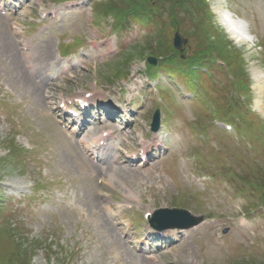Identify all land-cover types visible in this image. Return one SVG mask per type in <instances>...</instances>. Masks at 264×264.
<instances>
[{
	"label": "rangeland",
	"instance_id": "1",
	"mask_svg": "<svg viewBox=\"0 0 264 264\" xmlns=\"http://www.w3.org/2000/svg\"><path fill=\"white\" fill-rule=\"evenodd\" d=\"M76 1L86 4L52 23L45 37L42 30L32 35L36 38L34 71L45 80L43 91L35 81L27 80L28 86L19 79L25 72L24 62L11 26L14 20L22 25L32 22L61 0H30L15 17L0 14V264H152L124 239L122 224L129 220L127 213L115 211L112 217L102 209L109 200L123 203L133 196L137 200L134 216L129 215L134 222L131 234L136 227L144 229L148 212L160 209H184L193 218L207 219L200 231L186 234L180 243L159 252V264H264V212L252 209L264 195V0H203L205 4L201 0H139L145 7L133 4L137 0ZM94 1L101 4L92 7ZM126 5L150 8L159 15L152 30L133 23L125 32L112 33V16ZM101 6L117 10L109 15L98 13ZM229 11L245 24L240 26ZM177 32L187 40L178 53L173 47ZM85 36L98 39L104 50L101 54L89 46L71 50L81 63L70 77L55 82L48 68L49 51L53 60L59 44L64 50L74 38L81 41ZM208 52L211 55L202 57ZM207 56L229 67L225 76L214 81L223 90L230 86V107L240 104L234 81L245 90L252 114L244 112L240 121L256 123L252 129L250 122L247 125L255 150L236 143V133L228 137L212 129L217 120L232 123L236 131L238 124L223 115L229 111L223 90L214 91L216 84L205 77H201V81L206 79L203 90L195 89L196 100L206 102L203 105L184 98L190 92L187 86L171 84L177 88L173 96L177 103L168 98L169 109L173 106L171 113L178 114L164 120L172 136L170 151L151 167L113 168L102 174L59 126L55 108L68 99L86 92L97 93L104 102L136 96L141 114L122 139V149L134 151L150 131L156 106L161 104L149 90L142 92L148 58L195 61ZM127 71L129 77L123 78ZM168 81L176 80L164 76L162 82ZM201 91H208L211 98L204 99ZM193 121L198 123L191 125ZM180 129L188 138L181 139ZM209 133L213 139L205 144ZM247 134L241 138L251 142ZM197 135L204 137L203 142ZM257 135L263 136L260 143ZM192 172L207 176L209 183H200L199 178L194 182L189 177ZM99 178L103 186L98 190ZM243 181L258 186V194L250 189L245 192ZM249 212L253 213L251 227L239 229L236 217Z\"/></svg>",
	"mask_w": 264,
	"mask_h": 264
},
{
	"label": "water",
	"instance_id": "2",
	"mask_svg": "<svg viewBox=\"0 0 264 264\" xmlns=\"http://www.w3.org/2000/svg\"><path fill=\"white\" fill-rule=\"evenodd\" d=\"M186 43V41L183 40L182 36L180 34H176V38H175V47L176 48H181L182 44ZM152 63H154V61L150 60ZM163 213H167L170 214L174 217L168 216V218H164L161 214ZM161 215L159 217V220L157 221V217ZM179 215H185L188 216L186 213L182 212V211H162V212H158L157 217H155L153 223L154 225L159 228V229H166V228H170V227H177V228H189L193 225H196L197 222L195 221H190V222H183V219L179 218V217H175V216H179Z\"/></svg>",
	"mask_w": 264,
	"mask_h": 264
},
{
	"label": "trees",
	"instance_id": "3",
	"mask_svg": "<svg viewBox=\"0 0 264 264\" xmlns=\"http://www.w3.org/2000/svg\"><path fill=\"white\" fill-rule=\"evenodd\" d=\"M139 2V3H138ZM133 4H135V5H137V4H141L142 6H147L145 3H143V2H141V1H139V0H137V1H135ZM134 5V6H135ZM134 6H132V7H127V5H126V7L125 8H121V9H118L119 11L117 12V13H119V15L118 14H115L116 15V17H118V18H125V16L129 13V10L131 11V10H133V11H135V12H141V11H144L143 9H141V7H134ZM115 10H117V9H113V8H109V7H107L106 8V6H101L100 7V10L98 11V13H100V12H104L105 11V13L107 14V15H109V14H111V13H115ZM119 20V19H118ZM121 21H123V20H121ZM121 21H119V22H121ZM127 61H129V63H130V60H127Z\"/></svg>",
	"mask_w": 264,
	"mask_h": 264
},
{
	"label": "bare ground",
	"instance_id": "4",
	"mask_svg": "<svg viewBox=\"0 0 264 264\" xmlns=\"http://www.w3.org/2000/svg\"><path fill=\"white\" fill-rule=\"evenodd\" d=\"M219 9L220 10H222L220 7H219ZM230 12V11H229ZM230 14H231V16H232V18H233V15H232V13L230 12ZM234 20L236 21V22H238V21H240L238 18H235L234 17ZM239 25L240 26H243V25H241L240 23H239ZM235 26H238V24H236ZM240 29V28H239ZM243 29V28H242ZM49 56H51V54L49 55ZM23 83H24V85H28L27 84V80L30 82H32L33 83V81L30 79V77H29V75L26 73V72H24L23 73V70H22V76H21V78H19ZM36 85V84H35ZM28 86H30V84L28 85ZM37 86V85H36ZM34 91H36V89L34 90ZM38 91V90H37ZM38 93V92H37Z\"/></svg>",
	"mask_w": 264,
	"mask_h": 264
}]
</instances>
